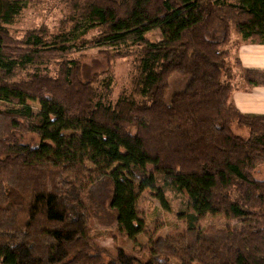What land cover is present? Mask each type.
Listing matches in <instances>:
<instances>
[{
  "label": "trees",
  "instance_id": "obj_1",
  "mask_svg": "<svg viewBox=\"0 0 264 264\" xmlns=\"http://www.w3.org/2000/svg\"><path fill=\"white\" fill-rule=\"evenodd\" d=\"M26 6L0 0V101L16 106L0 109V264H143L99 245L90 222L134 238L146 188L165 208V189L179 193L186 217L181 231L147 233V264H264V115L231 101L229 65L233 32L264 43V0H71L56 33L16 37ZM103 44L133 56L115 100L113 77L84 79L71 56ZM235 62L248 88L264 85V70ZM172 74L189 80L167 102ZM208 214L241 224L199 227Z\"/></svg>",
  "mask_w": 264,
  "mask_h": 264
},
{
  "label": "rangeland",
  "instance_id": "obj_2",
  "mask_svg": "<svg viewBox=\"0 0 264 264\" xmlns=\"http://www.w3.org/2000/svg\"><path fill=\"white\" fill-rule=\"evenodd\" d=\"M27 6L22 10L16 21L9 27L12 35L21 37L27 30L33 28L44 27L49 33H56L64 24L66 16L69 15L71 0H26ZM97 31H91L88 38L97 34ZM232 41L240 43L239 35L233 32L231 34ZM145 37L150 41L159 40L161 32L159 29H154L145 34ZM234 44L230 45L229 65L233 74L232 84L234 89L245 88V82L240 77V70L235 59H238L240 66L243 67L238 58V51L235 52ZM237 45V44H235ZM111 48L109 44L87 46L81 51L74 52L71 56L75 57L80 62L81 76L84 79L92 78L94 75L110 74L113 77L111 99L115 100L122 90H127L130 87L132 77L134 75L133 56L112 57L107 52ZM237 50V49H236ZM189 76L181 74H172L169 79V87L166 91V101L170 102L174 93L181 91ZM243 82V83H241ZM232 91V92H233ZM231 99V96H230ZM28 104L34 111H37L40 106L37 101H28ZM14 105L1 102L0 109L5 110ZM235 133L247 135L248 129H240L236 125L232 126ZM128 178L134 177L124 171ZM255 176L258 178L264 177V166L260 167ZM138 182L137 180H135ZM166 198L165 208L160 200L156 197V192L152 188H146L140 195L137 203L138 215L143 222V231L134 238H128L120 233L116 228L115 223L102 224L96 218H92L90 225L93 230L94 241L105 249L116 252L118 247L122 248L126 253L135 255L143 264H147V249L148 235L154 233V236H165L169 232L181 231L185 228V203L183 197L167 188L164 191ZM213 224L218 227L237 226L241 221L236 218L226 217L224 214L206 215L200 218L198 226ZM172 264H178L172 260Z\"/></svg>",
  "mask_w": 264,
  "mask_h": 264
},
{
  "label": "crops",
  "instance_id": "obj_3",
  "mask_svg": "<svg viewBox=\"0 0 264 264\" xmlns=\"http://www.w3.org/2000/svg\"><path fill=\"white\" fill-rule=\"evenodd\" d=\"M233 47L243 67L264 70V43L240 41ZM230 96L241 112L264 115V85L248 88L245 84V88L235 89Z\"/></svg>",
  "mask_w": 264,
  "mask_h": 264
}]
</instances>
